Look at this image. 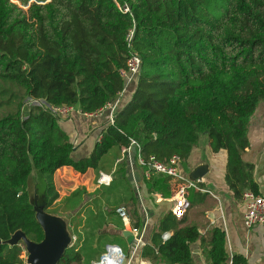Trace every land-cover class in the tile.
Instances as JSON below:
<instances>
[{"label": "trees", "instance_id": "1", "mask_svg": "<svg viewBox=\"0 0 264 264\" xmlns=\"http://www.w3.org/2000/svg\"><path fill=\"white\" fill-rule=\"evenodd\" d=\"M133 53L141 68L131 97L90 154L74 160L73 144L50 106L103 107L123 90L120 71ZM263 99L264 0H0V264L25 263L24 244L4 242L16 230L34 242L43 238L26 191L33 168L44 181L48 209L60 197L58 169L94 170L98 177L113 163L109 151L125 150L109 185L95 182L102 186L96 192L79 187L55 207L69 215L73 237L57 264H95L107 244L129 256L116 213L121 205L114 202H124L131 224L141 226L127 177L133 142L149 193L169 197L184 180L139 164L137 155L162 163L176 155L186 167L206 134L213 152L226 151L224 178L233 197L259 194L253 165L241 154L249 147V118ZM184 216L165 213L140 257L194 264L190 245L199 239L209 264H226L224 231L214 227L204 240Z\"/></svg>", "mask_w": 264, "mask_h": 264}, {"label": "crops", "instance_id": "2", "mask_svg": "<svg viewBox=\"0 0 264 264\" xmlns=\"http://www.w3.org/2000/svg\"><path fill=\"white\" fill-rule=\"evenodd\" d=\"M134 87L132 85L126 90L128 92L121 98L117 112L129 100ZM108 123H110L109 112L106 110L91 119H83V116L74 112L69 118L59 120L60 128L68 134L73 144L71 156L74 160L90 154L100 137L101 130ZM247 137L249 147L242 152L241 158L253 165V178L257 183L259 194L264 196V99L258 102L249 118ZM116 155H118L117 159H115ZM124 155V149L120 153L116 149L109 151L106 159L113 162L111 163L112 167L110 168L111 164L108 163L105 170L101 169L100 172L112 173L115 164L121 157H125ZM226 158V151L213 152L209 146L208 137L206 134H202L190 151L186 167L179 165L180 175L186 180L197 183V188H190L187 191L190 208L184 216L185 224L195 226L200 238L204 240L210 236L212 228L222 229L225 234L227 263L232 261L233 263L264 264V223L253 225L250 228L244 226L246 204L243 198L237 200L233 197L232 191L225 182ZM135 171L139 177L136 186L139 191L138 211L141 216V226H144V245L150 241L151 232L156 227L158 220L165 213L171 211L175 192L169 197H163L159 192L149 193L143 181V177L148 173L145 174L138 166L135 167ZM93 172V176L86 177L89 175L87 171L81 174L67 166L58 169L54 174V181L59 189L60 197L48 209H46V205H43L45 184L36 169H32L27 178L26 191L34 205H43L46 212L66 220L67 228L70 231L69 215L55 207L76 187L85 186L88 191L94 192L99 187L101 188L102 186L94 183V181L97 182V176L94 170ZM108 231L119 233L114 228L108 229ZM124 237L130 247L132 236L124 235ZM141 247L133 253L130 264H152L148 259L140 257ZM190 250L194 264H209L199 239L191 243ZM157 264L165 263L159 261Z\"/></svg>", "mask_w": 264, "mask_h": 264}, {"label": "built area", "instance_id": "3", "mask_svg": "<svg viewBox=\"0 0 264 264\" xmlns=\"http://www.w3.org/2000/svg\"><path fill=\"white\" fill-rule=\"evenodd\" d=\"M128 10L127 7L123 8ZM132 37V31H129L127 40L130 41ZM141 68V59L136 54H131L127 61L124 69L120 71L121 77L124 79V88L117 95V97L103 107L93 112H83L73 105L63 106H50L52 113L58 118L67 119L72 113H78L85 118H93L102 114L105 110L109 112V121L113 122V117L117 113V108L120 104L123 92H125L127 85L137 77ZM132 146L136 147V153L138 150L137 144L134 142ZM130 148L127 149L126 154L129 159ZM138 162L141 165H147L149 169L154 170L157 173H162L178 179L184 180L178 184L174 193L173 202L171 206V212L176 218H182L187 210L190 208V202L187 198V191L190 188H197V183L194 181L184 179L179 172L180 159L178 156L173 155L167 163L158 161L155 157L150 156L146 161L138 154ZM147 174V172H145ZM112 180L111 173L100 172L97 177V183L100 185H109ZM243 199L246 204V211L244 213L243 223L247 228L252 227L256 224L264 223V196L261 194H255L250 190H247L243 194ZM116 213L120 217L124 231H129L132 236L130 243L131 254L126 257L122 248L116 244H107L104 251L100 255L99 259L95 264H130L133 253L143 245L144 226H133L130 221L128 212L124 206H118ZM167 234L163 235V239L167 238ZM227 264H235L229 261ZM246 264V263H242Z\"/></svg>", "mask_w": 264, "mask_h": 264}, {"label": "water", "instance_id": "4", "mask_svg": "<svg viewBox=\"0 0 264 264\" xmlns=\"http://www.w3.org/2000/svg\"><path fill=\"white\" fill-rule=\"evenodd\" d=\"M130 150L127 177L132 187L136 188V184L139 182L138 174L135 171L136 147L131 146ZM29 201L33 206L35 219L43 230V238L39 242H34L28 239L25 233L19 229L4 242L13 245L21 241L24 244L25 264H57L65 249L72 242L71 232L67 228L68 223L57 215L44 210L45 206L43 205H46V195L45 202L41 206L34 205L30 198ZM124 235L128 236L130 233L125 231Z\"/></svg>", "mask_w": 264, "mask_h": 264}, {"label": "rangeland", "instance_id": "5", "mask_svg": "<svg viewBox=\"0 0 264 264\" xmlns=\"http://www.w3.org/2000/svg\"><path fill=\"white\" fill-rule=\"evenodd\" d=\"M136 83H137V77H135V78H133V80L127 85V88H126V90H128L129 89V87L130 86H132L133 85V87L135 86L136 87ZM135 87L133 88V90L135 89ZM125 90V92H123V94H122V98L127 94V92L128 91H126ZM133 92V91H132ZM24 110H27L26 108L24 109ZM85 117H83V119H84ZM85 119H91V118H85ZM205 135V134H204ZM207 136V135H206ZM77 159H79V158H77ZM105 170V169H104ZM87 173L89 174V175H87L86 177H88V176H93V174H94V172H93V170H88L87 171ZM85 175V174H84ZM94 181V180H93ZM94 183H95V181H94ZM79 187H81V186H79ZM79 187H76L75 189H77L78 188V190H79ZM75 189H73V190H75ZM77 190V191H78ZM85 192H87V190H86V187H85ZM80 192H81V190H79ZM134 191H135V194H136V196L138 197V200H139V191H138V187L136 186V188H134ZM71 192V191H70ZM89 192V191H88ZM63 198H65V197H63ZM61 202V201H60ZM114 204H115V206L116 205H121V206H126L125 205V203L124 202H122V203H118V202H114ZM125 208H127V207H125ZM126 210H128V208L126 209ZM22 256H24L25 257V254H23Z\"/></svg>", "mask_w": 264, "mask_h": 264}]
</instances>
